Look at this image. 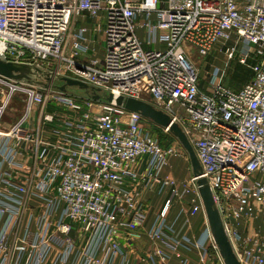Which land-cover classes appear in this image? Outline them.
I'll return each mask as SVG.
<instances>
[{
    "label": "built area",
    "instance_id": "obj_1",
    "mask_svg": "<svg viewBox=\"0 0 264 264\" xmlns=\"http://www.w3.org/2000/svg\"><path fill=\"white\" fill-rule=\"evenodd\" d=\"M86 18L103 21L102 59L89 54L85 28L72 33ZM217 49L226 63L203 78L189 55ZM237 53L253 75L234 91L223 79ZM0 58L51 74L46 87L0 77V264H169L159 243L224 264L208 223L196 242L176 236L181 218L206 217L199 178L240 264H264V0H0ZM59 76L113 101L75 100L53 85ZM16 93L21 114L4 129ZM121 97L169 115L195 150L199 201L172 219L178 192L159 177L167 152L145 119L116 105ZM165 186L170 196L146 234L143 193ZM145 234L150 250L130 260L125 242Z\"/></svg>",
    "mask_w": 264,
    "mask_h": 264
},
{
    "label": "rangeland",
    "instance_id": "obj_2",
    "mask_svg": "<svg viewBox=\"0 0 264 264\" xmlns=\"http://www.w3.org/2000/svg\"><path fill=\"white\" fill-rule=\"evenodd\" d=\"M96 51L98 57L102 59V53L104 52V44L102 42L96 46ZM239 57L240 54L237 53L236 56L227 63L223 79V85L234 91H237L241 87L243 88L251 79V69L242 65L239 62ZM189 60L197 67L203 78L208 77V74L213 67H223L226 63L225 55L222 52H219L218 49L212 52L208 57H201L193 51L191 55H189ZM248 63L252 64L253 60L250 59ZM61 77L62 76H59L53 80V85L55 87L63 85V82L59 80ZM66 90V94L75 100L82 101L88 97L85 91L77 86L67 87ZM102 94V96H106V93L103 92ZM97 102L103 103L105 100L102 99ZM21 108L22 97L19 93H16L12 96L8 104L3 122L16 121L21 114ZM144 124L145 127L158 138L162 148L167 152V163L161 170L159 177L163 180L170 181L172 188L177 189L178 195L175 198L174 204V207L178 209L176 211L177 214L179 208L182 206L190 207L193 202L199 201L197 190L192 183L193 172L189 156L179 141L170 132H166L163 128H160L147 120H145ZM16 161L22 162L23 158L17 157ZM209 254L211 255L210 260L213 263H217L218 257L212 246L209 248Z\"/></svg>",
    "mask_w": 264,
    "mask_h": 264
},
{
    "label": "water",
    "instance_id": "obj_3",
    "mask_svg": "<svg viewBox=\"0 0 264 264\" xmlns=\"http://www.w3.org/2000/svg\"><path fill=\"white\" fill-rule=\"evenodd\" d=\"M0 77L27 86L46 87L47 83L50 81L51 74L39 69L32 64L13 62L0 58ZM59 80L63 82V85L57 88L62 92H66L67 87L77 86L83 89L86 95L90 96L93 100L104 99L106 102L113 101L111 95L104 97L98 93V90H94L81 81L74 80L69 77H61ZM115 103L118 106H122L125 110L136 113L143 119L150 121L156 126L170 132L179 141L188 154L192 166L193 176L197 178L202 175V168L193 146L189 142L183 130L178 124L173 122L169 115L161 110L156 109L150 103L132 98H117ZM197 188L204 205L213 239L224 264H240L225 232L220 213L215 205V201L207 180L204 178H199L197 180Z\"/></svg>",
    "mask_w": 264,
    "mask_h": 264
},
{
    "label": "crops",
    "instance_id": "obj_4",
    "mask_svg": "<svg viewBox=\"0 0 264 264\" xmlns=\"http://www.w3.org/2000/svg\"><path fill=\"white\" fill-rule=\"evenodd\" d=\"M144 22V16L141 15L137 21V33L142 42H145V32L142 28ZM80 28H85L84 38L85 44L88 46L89 54H93L96 58H99L96 51V46L104 41L103 36V21L101 19L94 21L90 18L79 19L72 27V33L77 32ZM104 44V43H103ZM156 48H164V45L158 44ZM67 50V49H66ZM68 51H66L67 53ZM103 56V53H102ZM101 59V58H99ZM242 88V87H241ZM240 88V89H241ZM238 89V90H240ZM237 90V91H238ZM12 122H4L3 128L7 129ZM171 189L169 186H165L160 192L148 191L143 193V200L149 206L148 219H147V229L146 234L151 230L159 217V213L164 205L165 200L170 196ZM178 209L173 207L170 212V219L176 216V211ZM207 218L203 213H198L191 218H181L177 224L176 236L181 238L182 236H189L193 242L198 241L203 235L207 227ZM143 236V239L137 242L126 241L125 247L128 251L130 260L135 261L136 257L146 254L150 248L151 244L147 242V235ZM169 254L170 259L169 264H179L181 258L189 260V264H205L202 261L200 255L195 251H188L184 248H179L178 250H172L168 246L159 243Z\"/></svg>",
    "mask_w": 264,
    "mask_h": 264
},
{
    "label": "trees",
    "instance_id": "obj_5",
    "mask_svg": "<svg viewBox=\"0 0 264 264\" xmlns=\"http://www.w3.org/2000/svg\"><path fill=\"white\" fill-rule=\"evenodd\" d=\"M252 75H253V74H252V72H251V78H252Z\"/></svg>",
    "mask_w": 264,
    "mask_h": 264
}]
</instances>
